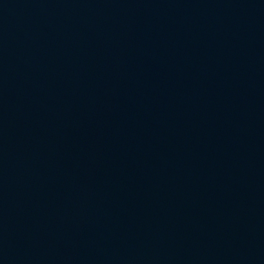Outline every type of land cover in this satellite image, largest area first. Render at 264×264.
I'll list each match as a JSON object with an SVG mask.
<instances>
[{
  "label": "water",
  "instance_id": "1",
  "mask_svg": "<svg viewBox=\"0 0 264 264\" xmlns=\"http://www.w3.org/2000/svg\"><path fill=\"white\" fill-rule=\"evenodd\" d=\"M0 264H264V0H0Z\"/></svg>",
  "mask_w": 264,
  "mask_h": 264
}]
</instances>
